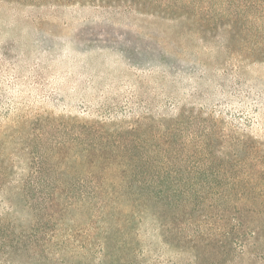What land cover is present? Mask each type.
Here are the masks:
<instances>
[{"label": "trees", "instance_id": "16d2710c", "mask_svg": "<svg viewBox=\"0 0 264 264\" xmlns=\"http://www.w3.org/2000/svg\"><path fill=\"white\" fill-rule=\"evenodd\" d=\"M130 6L189 21L197 48L215 44L217 68L264 63V0ZM182 110L155 123L143 116L57 127L31 124L40 116L29 115L0 125V264H157L148 235L180 257L172 264H240L264 250V143L224 128L216 111L193 129L201 117L186 122ZM61 131L66 138L50 139Z\"/></svg>", "mask_w": 264, "mask_h": 264}, {"label": "rangeland", "instance_id": "374dc122", "mask_svg": "<svg viewBox=\"0 0 264 264\" xmlns=\"http://www.w3.org/2000/svg\"><path fill=\"white\" fill-rule=\"evenodd\" d=\"M106 4L0 0V125L29 115L40 116L31 124L57 127L100 120L128 125L143 116L155 123L179 106L186 122L191 114L201 117L193 129H203L201 119L216 111L224 128H244L264 143V63L239 72L217 68L215 44L197 48L189 21L137 10L131 0ZM153 46L161 53L140 52ZM57 135L50 139L67 137ZM148 242L157 264L180 258L159 248L156 237L148 235ZM240 264H264V250H251Z\"/></svg>", "mask_w": 264, "mask_h": 264}]
</instances>
